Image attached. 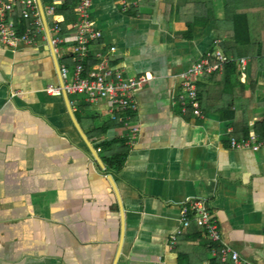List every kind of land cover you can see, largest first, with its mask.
Masks as SVG:
<instances>
[{"label": "crops", "instance_id": "crops-1", "mask_svg": "<svg viewBox=\"0 0 264 264\" xmlns=\"http://www.w3.org/2000/svg\"><path fill=\"white\" fill-rule=\"evenodd\" d=\"M91 1L90 20L102 33L95 52L110 55L127 78H150L136 95L139 132L123 167L110 171L97 145L125 132L100 131L105 106L67 96L101 170L65 99L46 93L59 87L46 34L36 45L0 44V264H219L195 223L170 247L193 200L207 202L221 241L243 264H264V146L230 147L231 139L264 142L254 132L264 120V77L253 89L238 65L231 84L202 78L203 113L183 114L176 99L175 77L218 40L220 1L214 20L210 0ZM60 52L59 64H71ZM239 58L249 63V55Z\"/></svg>", "mask_w": 264, "mask_h": 264}, {"label": "built area", "instance_id": "built-area-1", "mask_svg": "<svg viewBox=\"0 0 264 264\" xmlns=\"http://www.w3.org/2000/svg\"><path fill=\"white\" fill-rule=\"evenodd\" d=\"M73 17L68 19L63 14H57V6L63 0H56L44 8L48 18L52 43L55 50H60L63 57L71 61V65H60V76L63 87L50 85L46 93L51 97L76 96L90 106H105L104 116L110 122L117 123L125 132L122 136L128 143H132L139 132L132 117L138 111L136 95L141 92L150 78L131 79L124 75L112 63L110 55L95 52L94 46L102 38L100 30L94 27L89 17L91 0H75ZM18 5H22L21 16L14 17ZM127 5H124V10ZM49 18H51L49 20ZM65 27V28H64ZM66 29V30H65ZM45 36L44 23L40 15L37 0H0V44L7 47H16L20 44L36 45L40 37ZM114 53L116 47L109 48ZM94 58L97 68L85 72V60ZM64 59V58H63ZM233 59L224 54L215 40L199 59L189 68L179 73L175 78L179 83V95L176 97L181 112L185 114L190 108L199 111L197 84L205 75L220 73L223 66ZM242 73H245L248 60H236ZM264 142L255 137L249 140H230L232 150L258 151ZM180 229L170 238V247H175L177 237L194 223L202 228L213 245L212 253L218 257L219 264H243L240 254L231 246L221 241L217 220L204 200H193L184 206L179 218Z\"/></svg>", "mask_w": 264, "mask_h": 264}, {"label": "trees", "instance_id": "trees-1", "mask_svg": "<svg viewBox=\"0 0 264 264\" xmlns=\"http://www.w3.org/2000/svg\"><path fill=\"white\" fill-rule=\"evenodd\" d=\"M219 1L222 6L223 17L216 22L218 41L224 54H230L233 60L226 63L220 73L205 75L203 79L215 85L231 84L232 78L239 71L236 62L237 58L247 54L250 56L246 68L247 82L254 89L255 80L258 77H264V0ZM42 2L45 8L52 4V0H42ZM212 3L213 0L208 3L210 20H214ZM75 5V0H63L62 4L57 6L56 13L63 14L70 19L73 16ZM199 11L202 12V8ZM205 13H207V10H205ZM193 20L194 22L199 21L198 16H194ZM67 59V57H64V61ZM67 65L70 66L71 64L68 63ZM96 68L97 61L94 58L85 60L84 69L86 73L94 71ZM202 86L200 83L197 84L199 110H201L202 103L199 89ZM85 108L87 110V106ZM203 112L202 110L200 111V113ZM104 120L106 122L100 131L107 133L119 127L117 123L108 121L106 117ZM254 132L257 136L264 139V120L254 127ZM245 134H243L244 138L247 137ZM127 144V140L115 138L103 141L97 145L102 152V161L108 170L119 171L123 167L129 150Z\"/></svg>", "mask_w": 264, "mask_h": 264}, {"label": "water", "instance_id": "water-1", "mask_svg": "<svg viewBox=\"0 0 264 264\" xmlns=\"http://www.w3.org/2000/svg\"><path fill=\"white\" fill-rule=\"evenodd\" d=\"M37 4H38V8H39V11H40V15H41V18L43 20L44 28H45V34H46L45 44L48 46V50H50L52 52L53 57H54V59L56 61V66H57V70H58V73H59V87L62 88L63 85H62V79H61V76H60V64L58 62V58H57V55H56L55 47H54V45L52 43V38H51L50 29H49V24H48L47 18L45 16V11H44V6H43V3H42V0H37ZM62 97L65 99V101H66V103L68 105V109H69L68 112L70 113V116L72 117V121H73V124H74L75 128L78 130L80 136L82 137L83 141L85 142L87 148L91 152V154H92L94 160L96 161V163L98 164V166L101 168V170H104L105 169L104 164L102 163L101 159L97 156V154L94 151L93 147L89 143V141L86 138V136L82 133V131L80 130V128H79L76 120L72 116V112L70 110V105H69L68 97L65 95V93L62 94ZM108 176L111 179L112 175L109 174Z\"/></svg>", "mask_w": 264, "mask_h": 264}, {"label": "rangeland", "instance_id": "rangeland-1", "mask_svg": "<svg viewBox=\"0 0 264 264\" xmlns=\"http://www.w3.org/2000/svg\"><path fill=\"white\" fill-rule=\"evenodd\" d=\"M201 1V0H200ZM51 18H49V20H50ZM59 55V57H60V55H61V52L58 54ZM63 62L61 61V64H62Z\"/></svg>", "mask_w": 264, "mask_h": 264}]
</instances>
